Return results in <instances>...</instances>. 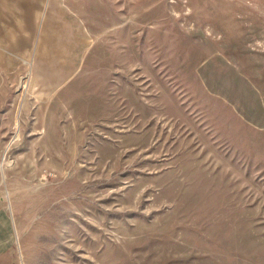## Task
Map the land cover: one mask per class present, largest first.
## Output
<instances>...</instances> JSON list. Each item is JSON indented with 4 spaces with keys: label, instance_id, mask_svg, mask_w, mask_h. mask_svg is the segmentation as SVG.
<instances>
[{
    "label": "rangeland",
    "instance_id": "rangeland-1",
    "mask_svg": "<svg viewBox=\"0 0 264 264\" xmlns=\"http://www.w3.org/2000/svg\"><path fill=\"white\" fill-rule=\"evenodd\" d=\"M0 190L21 264H264V0H0Z\"/></svg>",
    "mask_w": 264,
    "mask_h": 264
},
{
    "label": "crops",
    "instance_id": "crops-1",
    "mask_svg": "<svg viewBox=\"0 0 264 264\" xmlns=\"http://www.w3.org/2000/svg\"><path fill=\"white\" fill-rule=\"evenodd\" d=\"M19 240L20 231L14 214L4 205L0 193V264H21L17 251Z\"/></svg>",
    "mask_w": 264,
    "mask_h": 264
}]
</instances>
